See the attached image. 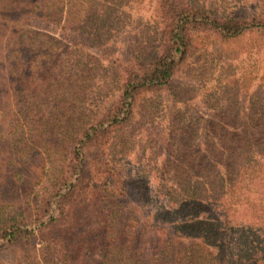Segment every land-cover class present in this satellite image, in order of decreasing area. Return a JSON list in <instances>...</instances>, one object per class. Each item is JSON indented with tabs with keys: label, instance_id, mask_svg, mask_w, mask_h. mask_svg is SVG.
<instances>
[{
	"label": "trees",
	"instance_id": "obj_1",
	"mask_svg": "<svg viewBox=\"0 0 264 264\" xmlns=\"http://www.w3.org/2000/svg\"><path fill=\"white\" fill-rule=\"evenodd\" d=\"M138 2L2 0L0 29L25 34L26 56L4 83L0 250L17 264H264V0H152L135 27Z\"/></svg>",
	"mask_w": 264,
	"mask_h": 264
},
{
	"label": "rangeland",
	"instance_id": "obj_2",
	"mask_svg": "<svg viewBox=\"0 0 264 264\" xmlns=\"http://www.w3.org/2000/svg\"><path fill=\"white\" fill-rule=\"evenodd\" d=\"M208 1L214 2L217 5L226 4L225 5L226 7L228 8L233 7L234 9L235 6H238V7L242 6L244 0H208ZM246 1L252 2L253 0H246ZM1 4H2V0H0V6ZM152 8H153L152 0H139L138 3L134 4L132 8L127 9L126 11H127V14L129 12L130 21L133 22V26L143 27L145 22L149 21V18L152 14ZM46 32L49 34L53 33L51 29H47ZM24 35L25 34L19 33L17 30L12 29V28L9 29L6 26L0 29V110L3 113V117H4V124L3 126H0V132H2L4 135L5 134L7 135V133L12 130L11 121L13 122L15 118V114L13 117V111L11 109V106L13 105L11 103V100L7 96V93L5 91L7 90V87L4 86V83H5V80L8 81V78L11 74V68L13 67L15 60L19 62L22 60V58L26 56V53H19V51L15 49L17 38L18 37L21 38ZM250 41L251 40L248 38L246 41L240 42L239 46H236L235 48H238V50L240 48L241 50L242 48L247 49L248 45L250 44ZM13 50H16V51H13ZM211 60L212 58L208 60L209 63H211ZM260 64L263 66V70H261L260 72H264V60H262ZM242 66H244V68L246 69H249V66H251V64L249 61H246L242 64ZM12 71L15 73L16 69L12 68ZM208 85L211 86V83ZM29 163H31V161H29ZM2 177L3 176L0 175V186L3 185V183H1ZM148 180H149L148 181L149 186L155 188L156 180L154 179V177H150ZM6 185L8 186L7 183ZM0 192L1 194L6 193V200H8L9 203H8V207L5 209L8 212L12 208L10 205V200L7 198H8L9 193L10 194L12 193L13 195L14 191H8V189H5L3 190V192L2 191ZM21 256H22V253L19 252L17 249H12V248L2 249L0 250V264H17L19 263V258Z\"/></svg>",
	"mask_w": 264,
	"mask_h": 264
}]
</instances>
